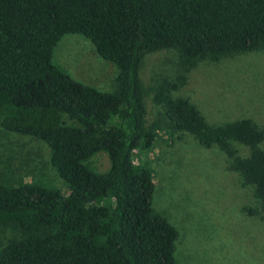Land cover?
<instances>
[{
	"label": "trees",
	"instance_id": "1",
	"mask_svg": "<svg viewBox=\"0 0 264 264\" xmlns=\"http://www.w3.org/2000/svg\"><path fill=\"white\" fill-rule=\"evenodd\" d=\"M65 35L84 36L118 68L113 91L53 63ZM164 50L177 53L184 73L153 89L164 113L148 125L141 71ZM261 50L264 0H0V125L44 141L66 190L0 182V264H177L178 231L153 206L151 168L133 160L163 133L219 148L264 213V126L212 125L174 96L200 63ZM102 152L106 173L91 166Z\"/></svg>",
	"mask_w": 264,
	"mask_h": 264
},
{
	"label": "rangeland",
	"instance_id": "2",
	"mask_svg": "<svg viewBox=\"0 0 264 264\" xmlns=\"http://www.w3.org/2000/svg\"><path fill=\"white\" fill-rule=\"evenodd\" d=\"M53 63L76 81L103 92L114 90L119 74L82 35L62 37ZM183 73L175 51L146 57L141 77L148 125L164 113L153 101V89L163 79L174 80ZM185 75L186 85L174 96L189 99L210 124L252 119L264 126V50L202 62ZM161 137L149 151H136L133 160L151 168L156 182L153 206L178 231L177 264H264V213L254 188L244 184L219 148H205L190 135ZM233 146L243 156L250 153L240 144ZM91 166L108 172L109 155L97 154ZM22 181L66 191L51 164L49 146L0 125V182L16 187Z\"/></svg>",
	"mask_w": 264,
	"mask_h": 264
}]
</instances>
